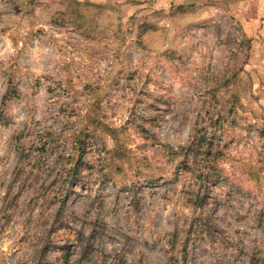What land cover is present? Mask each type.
Wrapping results in <instances>:
<instances>
[{"label":"rangeland","instance_id":"obj_1","mask_svg":"<svg viewBox=\"0 0 264 264\" xmlns=\"http://www.w3.org/2000/svg\"><path fill=\"white\" fill-rule=\"evenodd\" d=\"M0 264H264V0H0Z\"/></svg>","mask_w":264,"mask_h":264},{"label":"trees","instance_id":"obj_2","mask_svg":"<svg viewBox=\"0 0 264 264\" xmlns=\"http://www.w3.org/2000/svg\"><path fill=\"white\" fill-rule=\"evenodd\" d=\"M78 3V2H77ZM79 4V3H78ZM214 165L215 163H212L211 166H201L197 169V172H196V175L198 178H201L202 181H201V189H207L209 188V185L212 184V182L214 181V178L216 177V174L213 173V168H214ZM76 167L75 168H72V173L76 170ZM67 179H70L67 178ZM66 181V180H65ZM199 199H201V197H199ZM68 200V196H61L60 197V203H61V209L63 207H65L66 205V201Z\"/></svg>","mask_w":264,"mask_h":264}]
</instances>
